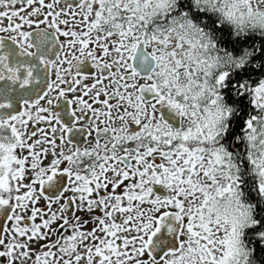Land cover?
<instances>
[{"label":"snow or ice","instance_id":"snow-or-ice-1","mask_svg":"<svg viewBox=\"0 0 264 264\" xmlns=\"http://www.w3.org/2000/svg\"><path fill=\"white\" fill-rule=\"evenodd\" d=\"M0 264H264V0H0Z\"/></svg>","mask_w":264,"mask_h":264}]
</instances>
